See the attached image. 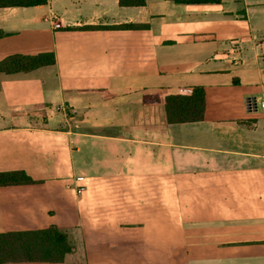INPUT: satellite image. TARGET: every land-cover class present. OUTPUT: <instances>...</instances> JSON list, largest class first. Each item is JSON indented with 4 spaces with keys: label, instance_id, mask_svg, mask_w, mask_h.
Returning <instances> with one entry per match:
<instances>
[{
    "label": "crops",
    "instance_id": "obj_1",
    "mask_svg": "<svg viewBox=\"0 0 264 264\" xmlns=\"http://www.w3.org/2000/svg\"><path fill=\"white\" fill-rule=\"evenodd\" d=\"M130 1L0 8V62L56 58L0 73V173L39 182L0 189V232L68 228L64 264H264V0ZM189 87L212 119L144 104Z\"/></svg>",
    "mask_w": 264,
    "mask_h": 264
},
{
    "label": "trees",
    "instance_id": "obj_2",
    "mask_svg": "<svg viewBox=\"0 0 264 264\" xmlns=\"http://www.w3.org/2000/svg\"><path fill=\"white\" fill-rule=\"evenodd\" d=\"M47 0H0L3 7H31L45 4ZM178 4L221 3L222 0H168ZM135 4L136 1H130ZM2 34L0 33V38ZM56 64L53 53L36 56H11L0 62V73H28ZM106 96H108L106 94ZM145 105H163L169 123H194L212 119L202 87L184 88L177 95L165 92L144 94ZM23 171L0 173L1 188L36 186ZM68 228L43 226L37 230L16 233L0 232V264H64L65 256L73 252Z\"/></svg>",
    "mask_w": 264,
    "mask_h": 264
},
{
    "label": "built area",
    "instance_id": "obj_3",
    "mask_svg": "<svg viewBox=\"0 0 264 264\" xmlns=\"http://www.w3.org/2000/svg\"><path fill=\"white\" fill-rule=\"evenodd\" d=\"M59 27H60V25H57V28H59ZM84 180L85 179L82 177L76 179L77 186L75 189L79 195H82L87 190V185L85 184Z\"/></svg>",
    "mask_w": 264,
    "mask_h": 264
},
{
    "label": "water",
    "instance_id": "obj_4",
    "mask_svg": "<svg viewBox=\"0 0 264 264\" xmlns=\"http://www.w3.org/2000/svg\"><path fill=\"white\" fill-rule=\"evenodd\" d=\"M249 106H253L256 109V103L254 101L253 102L249 101Z\"/></svg>",
    "mask_w": 264,
    "mask_h": 264
},
{
    "label": "rangeland",
    "instance_id": "obj_5",
    "mask_svg": "<svg viewBox=\"0 0 264 264\" xmlns=\"http://www.w3.org/2000/svg\"><path fill=\"white\" fill-rule=\"evenodd\" d=\"M62 110H64V112L66 113V108L65 107ZM0 117H2V116L0 115Z\"/></svg>",
    "mask_w": 264,
    "mask_h": 264
}]
</instances>
